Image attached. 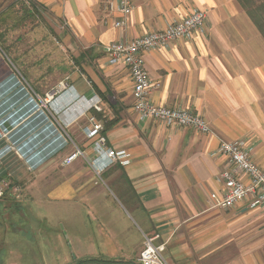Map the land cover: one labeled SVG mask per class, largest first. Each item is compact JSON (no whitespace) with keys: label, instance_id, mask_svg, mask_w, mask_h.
Returning <instances> with one entry per match:
<instances>
[{"label":"crops","instance_id":"0c3cea01","mask_svg":"<svg viewBox=\"0 0 264 264\" xmlns=\"http://www.w3.org/2000/svg\"><path fill=\"white\" fill-rule=\"evenodd\" d=\"M14 1L0 0V11ZM29 1L47 14L48 23L66 25L58 34L71 56L69 84L48 109L68 133L76 134L83 154L68 165L64 180L73 195L62 197L71 200L80 193L87 175L80 167L97 156L84 132L89 116L102 124L116 120L104 134L107 145L130 154L127 165L116 162L102 172L112 184V216L133 215L139 233L128 237L129 229L119 222L107 230L111 220L104 204L97 229L109 246L100 253L108 258L103 261L136 263L145 236L158 235L156 243L164 244L169 264H264V206L252 207L249 199L214 207L210 198L225 189L217 176L234 169L229 157L218 152L221 139L246 141L252 161L264 170V36L243 2L130 0L133 9L125 28L119 29L114 23L122 15L110 9L113 0ZM195 10L207 12L202 30L148 51L144 58L156 84L151 100L200 113L213 127L211 134L140 119L133 108L129 69L110 64L103 51L108 43L162 30ZM50 164L44 176L52 179ZM7 170L3 166L0 175ZM236 176L249 180L242 172ZM84 192L80 197H87Z\"/></svg>","mask_w":264,"mask_h":264},{"label":"rangeland","instance_id":"374dc122","mask_svg":"<svg viewBox=\"0 0 264 264\" xmlns=\"http://www.w3.org/2000/svg\"><path fill=\"white\" fill-rule=\"evenodd\" d=\"M46 16L29 0L14 1L10 9L0 11V170L3 166L9 169V174L0 175L9 184L7 196L0 199V264L107 260L100 253L108 252L109 246L97 231L104 204L111 220L107 230L119 222L129 229L128 237L139 233L133 215L126 219L112 216L116 208L112 184L88 162L80 167L87 171L80 193L71 200L62 197L73 195L64 181L69 171L64 159L79 143L76 134L68 133L49 111L50 104L42 107L48 93L54 99L64 89L62 84L68 86L72 69L71 56L58 34L66 25L48 23ZM22 88L29 97L23 96ZM36 103L44 111L43 122L36 117L42 113ZM49 127L55 129L54 134ZM76 128L82 131L80 124ZM57 135L63 138L60 142L54 141ZM48 163L55 175L52 179L44 176ZM83 192L87 197H80Z\"/></svg>","mask_w":264,"mask_h":264},{"label":"built area","instance_id":"2783aa9c","mask_svg":"<svg viewBox=\"0 0 264 264\" xmlns=\"http://www.w3.org/2000/svg\"><path fill=\"white\" fill-rule=\"evenodd\" d=\"M109 7L112 11L121 13L122 19L115 21L114 25L119 29H124L127 24L126 18L133 9L131 1L113 0L109 2ZM206 20V11L195 10L188 17L173 21L162 30L148 32L130 41L121 39L103 46V51L110 64H123L129 69L133 80V108L140 119L152 118L166 126L191 127L203 133H214L210 122L200 113L182 108L160 106L151 100L150 95L156 88V84L150 79L144 58V53L148 51L168 47L172 42L187 38L194 31L202 30ZM62 86L67 87L65 84ZM52 99L53 93L50 92L42 101V107L48 108L47 104ZM33 101L37 102L34 98ZM37 105L40 109L41 105ZM93 108L98 109L99 107L95 104ZM40 110L44 113L42 109ZM88 120L89 124L84 132L92 140L93 149L97 154L91 162L97 173H101L116 162L127 165L130 162V154L124 149L116 150L108 147L107 138L103 134V124L93 115L89 116ZM10 147L12 149V146ZM250 151L251 149L244 140L221 139L218 152L229 157L234 169L224 170L217 176V181L222 182L225 189L222 192L211 193L210 198L214 207H232L249 199L252 207L264 206V170L252 161ZM81 154L83 152L77 148L64 159V164H71ZM236 172L245 173L249 180L247 182L241 180L236 176ZM8 188V182L0 180V199L6 195ZM157 238L158 235L145 236L138 257L140 264H169L164 254V244H157Z\"/></svg>","mask_w":264,"mask_h":264},{"label":"trees","instance_id":"16d2710c","mask_svg":"<svg viewBox=\"0 0 264 264\" xmlns=\"http://www.w3.org/2000/svg\"><path fill=\"white\" fill-rule=\"evenodd\" d=\"M240 1L243 2L245 9L249 13V15L253 18L258 29L264 36V0H240ZM103 122H104L103 134H105V132L108 129H110L112 124L116 122V120L107 119V120H104ZM6 196L7 194L3 198H5ZM89 261H91L93 264H101V263L102 264H130L128 262H118V261H112V260L103 261V260H95V259H82L76 264H88Z\"/></svg>","mask_w":264,"mask_h":264},{"label":"bare ground","instance_id":"6f19581e","mask_svg":"<svg viewBox=\"0 0 264 264\" xmlns=\"http://www.w3.org/2000/svg\"><path fill=\"white\" fill-rule=\"evenodd\" d=\"M14 78H11V80H13ZM9 80V79H8ZM17 81V80H16ZM18 82V81H17ZM5 85V84H4ZM20 91L22 92V94H23V96H28V92L24 89V88H22V89H20ZM29 97V96H28ZM26 101V100H25ZM29 102V101H28ZM27 102V103H28ZM31 102H33L32 101V99H31ZM26 103V102H25ZM33 106L34 107H36V105H35V103L33 102ZM33 108V107H32ZM44 114H43V112L41 113H37V116L36 117H38V118H43V119H41V121L42 120H44ZM43 122V121H42ZM48 128V127H47ZM50 128V127H49ZM51 129V128H50ZM55 129L54 128H52L51 129V131H50V133H52V134H54L55 133V131H54ZM63 138H61V137H58V135L57 136H55V142H60L61 140H62ZM65 141V140H64ZM9 148V147H8ZM56 148V147H55ZM7 149V148H6ZM47 155V154H46ZM24 156V155H23ZM33 164H35V163H33Z\"/></svg>","mask_w":264,"mask_h":264}]
</instances>
